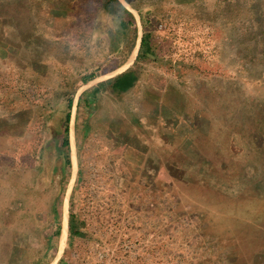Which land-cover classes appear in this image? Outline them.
Listing matches in <instances>:
<instances>
[{
	"label": "rangeland",
	"instance_id": "obj_1",
	"mask_svg": "<svg viewBox=\"0 0 264 264\" xmlns=\"http://www.w3.org/2000/svg\"><path fill=\"white\" fill-rule=\"evenodd\" d=\"M0 264H264V0H0Z\"/></svg>",
	"mask_w": 264,
	"mask_h": 264
},
{
	"label": "trees",
	"instance_id": "obj_2",
	"mask_svg": "<svg viewBox=\"0 0 264 264\" xmlns=\"http://www.w3.org/2000/svg\"><path fill=\"white\" fill-rule=\"evenodd\" d=\"M145 37H143L142 39V43L144 44L145 43ZM94 76H90L88 78V80L86 82H88L89 80H92ZM136 80V76L131 74V73H126V74H123L121 76H118L117 78H115L113 81H112V86L115 87V88H118L120 91H126L128 90L129 88H131L133 85H134V82ZM73 106V100H69V103H68V107L71 108ZM70 113L67 114V117H66V128H65V133L67 134L69 132V122H70ZM63 146L66 147L67 149H69L70 147V141H69V138L68 137H65L64 140H63ZM67 163H71V161L69 160V156L67 155Z\"/></svg>",
	"mask_w": 264,
	"mask_h": 264
},
{
	"label": "crops",
	"instance_id": "obj_3",
	"mask_svg": "<svg viewBox=\"0 0 264 264\" xmlns=\"http://www.w3.org/2000/svg\"><path fill=\"white\" fill-rule=\"evenodd\" d=\"M61 230H63V228Z\"/></svg>",
	"mask_w": 264,
	"mask_h": 264
}]
</instances>
